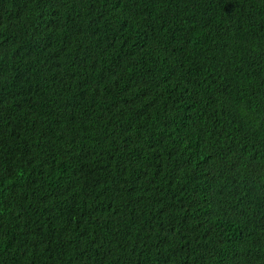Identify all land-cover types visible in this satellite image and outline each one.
<instances>
[{
    "label": "trees",
    "instance_id": "obj_1",
    "mask_svg": "<svg viewBox=\"0 0 264 264\" xmlns=\"http://www.w3.org/2000/svg\"><path fill=\"white\" fill-rule=\"evenodd\" d=\"M0 264H264V0H0Z\"/></svg>",
    "mask_w": 264,
    "mask_h": 264
}]
</instances>
